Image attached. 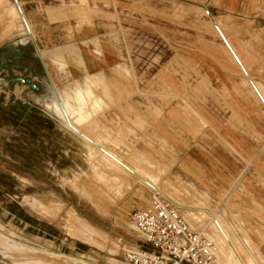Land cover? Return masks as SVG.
Instances as JSON below:
<instances>
[{
    "label": "rangeland",
    "instance_id": "1",
    "mask_svg": "<svg viewBox=\"0 0 264 264\" xmlns=\"http://www.w3.org/2000/svg\"><path fill=\"white\" fill-rule=\"evenodd\" d=\"M18 1L0 0V242L10 247L0 244V264H120L126 249L152 250L131 223L133 210L148 205L154 187L183 207L195 230L212 236L215 264H240L239 257L244 264H264V131L241 108L232 86L226 82L230 90H223L222 80L230 75L263 121L264 103L217 29L264 63V19L206 13L200 8L205 0ZM253 1L256 8L264 5ZM85 28L118 30L127 53L118 68L121 94L110 93L106 81L93 86L100 106L89 100L90 117L71 127L55 109V94L51 103L41 101L51 98L52 86L34 90L16 78L42 83L32 75L30 32L43 44L42 58L63 57L57 46L76 40ZM71 52L79 55L77 47ZM263 67L250 72L264 86ZM85 80L65 86L86 87ZM110 110L114 119L105 118ZM76 129L124 158L130 170ZM237 132L262 150L255 162L234 167L236 175L223 180L222 168L202 146L221 148L237 162ZM189 205L212 210V216ZM8 211H19L23 222ZM24 214L50 223L51 235L33 236L32 226L45 227L26 224ZM70 215L102 229L106 243L97 247L80 239Z\"/></svg>",
    "mask_w": 264,
    "mask_h": 264
},
{
    "label": "crops",
    "instance_id": "2",
    "mask_svg": "<svg viewBox=\"0 0 264 264\" xmlns=\"http://www.w3.org/2000/svg\"><path fill=\"white\" fill-rule=\"evenodd\" d=\"M202 7L205 10L206 13H223L224 16H237L243 18L244 17H261L264 19V5L263 7L256 8L255 2L253 0H219V3H216L215 0H205L201 1ZM18 5H21L20 1L17 0ZM26 16V14H24ZM124 19V17H122ZM213 19L215 17H212ZM117 22H114L113 24L117 26ZM76 40L73 41H67L64 44H61L57 47L61 48L63 50V57L66 61L65 67H60L58 62L53 57H45L42 58L41 55L38 53L36 46L34 44V50L30 51V47H25L24 51H30V60L34 62V65H36L34 68L29 67V69H32V75L36 79L37 77L39 79H42V83L39 84L40 89L42 88H51L53 84H55L58 88H62L66 85L68 81L71 79L74 80H84L88 77V75H96V74H103L106 83L108 85V88L110 92L114 95H120L119 87L122 85V79L121 75L118 74V68L123 64L122 61H125L127 49L123 43L121 32L114 31H102V30H92V29H83L81 32H78L75 34ZM232 38V37H231ZM235 38H232L229 40V42L234 46L238 56L245 64L246 68L249 71L248 73H245L240 64L237 60L236 63L239 67V69L246 75L248 82L252 86V88L255 91V87L253 85L254 78L252 77V73L250 71H257L262 66H264V63L259 62L257 60H253L252 57H250L244 50L243 46L240 42H237L233 40ZM260 42H262L263 37H261ZM225 41V40H224ZM226 42V41H225ZM39 49H42L43 46L42 43L37 44ZM227 45V44H226ZM27 46V45H26ZM77 47L79 50V55L76 53H72V48ZM32 48V47H31ZM228 50L229 47L227 46ZM48 49H53L52 47H48ZM231 51V50H230ZM76 63V64H75ZM235 63V65H236ZM39 64H42V67L39 66ZM44 69V70H43ZM262 75H264V67L263 70H261ZM44 72H46V77L44 75ZM251 80H250V79ZM225 81L222 80V86L223 90L229 91L230 88L227 87V84H230L233 88V93L238 98V103L241 105V108L248 112L251 121L258 127H260L261 131H264V121L261 119L260 112L258 108L256 107L255 102L251 98L250 95L246 94L243 90H240L238 85L234 82V79L231 78L230 75H226L224 77ZM53 81V83H51ZM120 83V84H119ZM64 85V86H63ZM127 86V83L124 84ZM45 86V87H44ZM127 88H129L127 86ZM252 89V91H253ZM256 92V91H255ZM257 94V92H256ZM259 96V94H257ZM126 98L130 96L129 94H126ZM131 97V96H130ZM261 98V101L264 103L263 98ZM2 106H4L5 102H0ZM117 116L116 112L114 111H107L105 113V118L114 119ZM236 136V148L238 150L237 152V162H234V159L228 155V153L223 149H216V152H213L212 150H209L208 147L204 148L206 153L210 156V159L214 161L215 165L217 164L222 168L221 177L223 180H229L233 176L236 175V170L234 171V167L238 166L239 169L243 167L246 164V161L253 160L256 161V156L260 154V151L262 150V146L259 144H255L251 142V145L245 144L244 140L240 138L239 132L235 134ZM219 151V152H218ZM264 193V190H263ZM9 214L12 215L13 218L19 219L21 222H23V219L20 217L19 211H8ZM26 220L25 223L27 224L28 221H32L36 223L37 225H44L45 229L41 230L40 228L36 226H32L34 229L37 230L33 236L41 237L42 235H51L47 232V228L52 230L51 227H48L47 224L51 225L50 223L43 224L42 220L39 218H36L33 220L31 217H28L26 214L23 216ZM40 220V221H37ZM28 225H24V228H26ZM39 231V232H38ZM49 241H52L50 239H46ZM1 253V252H0ZM2 254V253H1ZM4 256V255H3Z\"/></svg>",
    "mask_w": 264,
    "mask_h": 264
},
{
    "label": "built area",
    "instance_id": "3",
    "mask_svg": "<svg viewBox=\"0 0 264 264\" xmlns=\"http://www.w3.org/2000/svg\"><path fill=\"white\" fill-rule=\"evenodd\" d=\"M132 222L152 250L126 249L120 264H215L216 245L204 231L195 230L182 206L154 187L148 205L134 209Z\"/></svg>",
    "mask_w": 264,
    "mask_h": 264
},
{
    "label": "bare ground",
    "instance_id": "4",
    "mask_svg": "<svg viewBox=\"0 0 264 264\" xmlns=\"http://www.w3.org/2000/svg\"><path fill=\"white\" fill-rule=\"evenodd\" d=\"M27 21V20H26ZM216 21V20H215ZM12 26V25H11ZM26 27L28 29V31H30L29 29V26H28V23H26ZM217 29L219 31V35L221 34L222 37H224V40L226 41L225 43L227 44V46L229 47V53L233 56V58L235 60L238 61V59L240 60V62L242 63V65L244 66L245 70L244 72L245 73H248L249 74V71L248 69L246 68L245 64L243 63V61L240 59V57L238 56L234 46L229 42V40L226 38V35H224L223 33V30L221 31L220 28L218 27L217 25ZM30 36H33V34L30 32L29 33ZM25 35V34H24ZM255 38V37H254ZM231 50V51H230ZM39 53L41 55H43V53L39 50ZM50 54V53H49ZM51 57H53L59 64L60 67H65L66 66V61L64 59V57L60 56V55H52ZM239 63V61H238ZM76 64V63H75ZM240 64V63H239ZM241 66V65H240ZM122 67V66H121ZM242 67V66H241ZM123 68V67H122ZM102 75V74H101ZM247 75V74H246ZM248 76V75H247ZM250 79V78H249ZM252 79V78H251ZM250 79V80H251ZM253 80V79H252ZM78 81V80H77ZM87 84H86V87L85 86H82L81 83L78 84V82H76V86H74L71 90L69 89L68 86H64V87H67L65 89H60L58 88L55 84L52 85V91H51V98L49 100H46V102H44L43 104H49L52 102V95L55 94L56 97H57V100L59 101L57 104V107L55 109L58 108V110L60 112V114H62L63 118L66 119L67 123L71 126V127H74L73 126V122L76 121H79V122H85V119L86 117H90V114H91V111H90V107H92V104L90 103V101L92 103H95V104H99L100 106V98H96V92L94 91L93 89V86L97 85L98 83L102 84L101 82L104 83V81H106L105 77H95V76H88L87 77ZM69 82V81H68ZM51 83H53V81H51ZM84 83V82H83ZM85 84V83H84ZM75 85V84H74ZM105 87L108 88V85L106 84V82L104 83ZM253 85L255 87V91L257 92V94H259V97L261 95V97L263 98V101H264V86L257 82L256 80H253ZM100 86V85H99ZM111 93V92H110ZM254 93V92H253ZM139 94V93H138ZM96 95V96H95ZM107 95H109L111 97V95L109 94V92H107ZM170 95V94H169ZM48 99V98H47ZM261 99V98H260ZM90 100V101H89ZM41 101H42V98H41ZM41 103V102H40ZM59 114V115H60ZM61 116V117H62ZM73 121V122H72ZM87 121V120H86ZM78 122V123H79ZM73 123V124H72ZM77 123V125H79ZM80 126H82L80 124ZM79 127V126H78ZM76 127V128H78ZM82 129V128H81ZM77 130V129H76ZM78 132L82 133V131H80V129L77 130ZM86 133V132H85ZM84 135V137L89 140L90 142H93L95 145L97 144V142H95L94 140H92L90 137H88V135L82 133ZM97 141V140H96ZM101 142V141H99ZM98 142V143H99ZM93 144V145H94ZM99 146V148L105 153L106 156H108V159L110 157V160L113 162L117 161L118 163H120L121 165H123V167H126L130 170V167L127 163L124 162V158L121 159L120 157H118L119 155H116L113 151H111L110 149H107L105 146H102L101 144H97ZM134 150V149H133ZM138 153V152H137ZM136 153V154H137ZM140 155V154H139ZM137 158V157H136ZM139 158V157H138ZM142 161V160H141ZM132 170V169H131ZM132 171H135L134 169ZM142 173V172H141ZM138 174L143 180L147 181L148 183L152 184V181H150V179H148L146 176L140 174L139 173H136ZM188 207L192 208V209H197L199 210V213L200 211L202 213H211V216H212V210H209V209H205V208H202L201 206H195V205H189ZM183 208V207H182ZM196 216V215H195ZM83 220L84 222L83 223H80V221L78 220V218ZM198 218V216H196ZM203 217V216H202ZM188 219V218H187ZM206 219V218H205ZM69 221H71L73 224H75L74 226L78 227L79 228V231H80V234H79V238L82 239L83 241L87 242V243H90L91 245H95V246H99L101 247L103 245V243L105 242V240L107 239V235L106 233L94 226L93 224H91L90 222H87L85 219H82L80 218L79 216H73V215H70L69 216ZM133 228L134 229H137L135 224L131 223ZM217 226V225H216ZM193 227V225H192ZM206 227V226H205ZM204 227V228H205ZM221 229V228H220ZM219 229V230H220ZM221 231V230H220ZM208 234V233H207ZM224 234V237L227 239V236ZM208 236L214 240L212 238V236L210 234H208ZM2 240V238L0 237V241ZM228 241V240H227ZM106 243V242H105ZM0 244L3 246V247H6L10 249L9 246H7L5 244V242H0ZM116 245V244H115ZM224 247V246H223ZM226 248V247H225ZM233 248V247H232ZM8 249V250H9ZM223 250V249H222ZM232 251H235L234 249ZM236 252V251H235ZM234 252V253H235ZM237 253V252H236ZM238 255V254H237ZM239 257V255H238ZM221 260V259H220ZM239 260H240V264H244L243 261L241 260V258L239 257ZM252 263V262H251ZM253 264V263H252Z\"/></svg>",
    "mask_w": 264,
    "mask_h": 264
},
{
    "label": "water",
    "instance_id": "5",
    "mask_svg": "<svg viewBox=\"0 0 264 264\" xmlns=\"http://www.w3.org/2000/svg\"><path fill=\"white\" fill-rule=\"evenodd\" d=\"M33 42H34V44L36 46V49H37V51L39 53V47H38L37 43L35 42L34 38H33ZM238 61H239L240 65L242 66V68L245 70L244 66L242 65V63L240 62L239 59H238ZM16 79L19 80V81H23V82L28 83L34 90H39L40 89L39 85H37L35 82H33L31 78H24L23 76H19ZM46 99H47L46 96L42 98L43 101H46Z\"/></svg>",
    "mask_w": 264,
    "mask_h": 264
}]
</instances>
